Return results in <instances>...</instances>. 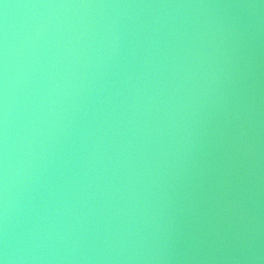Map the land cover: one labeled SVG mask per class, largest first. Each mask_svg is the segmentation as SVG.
Returning <instances> with one entry per match:
<instances>
[{
    "label": "water",
    "instance_id": "water-1",
    "mask_svg": "<svg viewBox=\"0 0 264 264\" xmlns=\"http://www.w3.org/2000/svg\"><path fill=\"white\" fill-rule=\"evenodd\" d=\"M264 264V0H0V258Z\"/></svg>",
    "mask_w": 264,
    "mask_h": 264
},
{
    "label": "clouds",
    "instance_id": "clouds-1",
    "mask_svg": "<svg viewBox=\"0 0 264 264\" xmlns=\"http://www.w3.org/2000/svg\"><path fill=\"white\" fill-rule=\"evenodd\" d=\"M8 258L7 250H5L4 256L0 258V264H6Z\"/></svg>",
    "mask_w": 264,
    "mask_h": 264
}]
</instances>
